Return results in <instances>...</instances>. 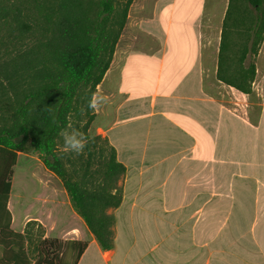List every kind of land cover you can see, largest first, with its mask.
Segmentation results:
<instances>
[{"label":"crops","instance_id":"0c3cea01","mask_svg":"<svg viewBox=\"0 0 264 264\" xmlns=\"http://www.w3.org/2000/svg\"><path fill=\"white\" fill-rule=\"evenodd\" d=\"M154 2L135 11L134 38H120L95 93L104 102L90 134L108 139L126 168L114 248L102 250L45 166L33 195L23 189L19 232L37 221L46 237L87 242L78 264H264V73L249 95L217 79L229 0ZM218 11L212 43L205 20ZM19 198L12 182V223Z\"/></svg>","mask_w":264,"mask_h":264},{"label":"trees","instance_id":"16d2710c","mask_svg":"<svg viewBox=\"0 0 264 264\" xmlns=\"http://www.w3.org/2000/svg\"><path fill=\"white\" fill-rule=\"evenodd\" d=\"M133 2L0 0V264H78L88 245L46 237L37 221L22 232L12 228L13 168L29 149L59 178L102 250L114 248L113 210L122 203L126 168L108 139L90 134L95 111L88 101L110 68ZM263 42L264 0H229L217 79L251 94ZM72 125L87 139L86 166L76 167L75 153L62 150L59 133Z\"/></svg>","mask_w":264,"mask_h":264},{"label":"rangeland","instance_id":"374dc122","mask_svg":"<svg viewBox=\"0 0 264 264\" xmlns=\"http://www.w3.org/2000/svg\"><path fill=\"white\" fill-rule=\"evenodd\" d=\"M146 1V5L148 6H152L154 5V1L156 0H136L135 4H134V8L132 10V16L131 19L129 21V25L127 27V29L124 31L123 36L121 37V41L120 44L121 46H124L126 43L131 42V40L134 38L135 35V11L138 9V7H140L141 5H143V3ZM217 1V0H216ZM150 2L152 4H150ZM124 2L121 4V6H123ZM217 3H214L210 5H208V9L209 10H213L216 11L218 10V7L216 5ZM225 11H221L219 13L215 12L213 16H207L206 20L208 23H212V25L214 26L212 29L213 31H217L215 33H210V35L208 36V41L209 42H215L216 39H218L220 37V34L218 32L219 26L221 25V19L224 16ZM120 48V47H119ZM257 68L260 71V76L263 75L264 73V50L262 51V54L259 56L258 60H257ZM262 90H263V86L260 88L259 91V95L258 97H256V101L255 103H259L260 98H261V94H262ZM233 99H235L236 101H238L239 103H243L246 104L248 102V99L246 97H236L235 93H230L227 94L226 96V100L229 99V97H232ZM239 96V95H238ZM73 124V123H72ZM72 129H76L74 128V126L72 125L70 130ZM69 130V131H70ZM81 132V131H79ZM90 132V130H89ZM82 133V132H81ZM21 141V140H20ZM19 141V142H20ZM100 147L97 148L96 154L93 157V159L90 160V167L92 170L96 169L99 165V163L97 162L100 158L101 153H100ZM105 156H107V154H104ZM75 157H77V161L78 164L76 165V167H79L80 164L86 166L87 162H89L88 160L90 159V157L88 156V153L83 151L80 154H76L75 153ZM43 162L42 159L40 157V155L37 152L32 151L31 149L24 151V152H19L18 153V160H17V164L16 166L13 168V175H12V182H13V189L15 194L20 195V198L17 201V205H16V210H15V214L17 216V219L12 223V228L15 231H19L21 230V225L23 223L24 220V215H23V203H22V194H23V189L26 187L28 188L30 186V191L29 193H27L28 197H31L33 195L34 189L38 188V182L40 181V178L42 176V174H45V172L43 171ZM58 178V177H57ZM43 179H48V178H43ZM59 179V178H58Z\"/></svg>","mask_w":264,"mask_h":264},{"label":"clouds","instance_id":"9594fccd","mask_svg":"<svg viewBox=\"0 0 264 264\" xmlns=\"http://www.w3.org/2000/svg\"><path fill=\"white\" fill-rule=\"evenodd\" d=\"M103 102V96L94 94L88 101V107L95 110L97 106ZM59 135L63 139L62 150L65 152H74L76 154H80L87 143V139L83 133L76 129H72L70 131L67 129H61Z\"/></svg>","mask_w":264,"mask_h":264},{"label":"water","instance_id":"95a60500","mask_svg":"<svg viewBox=\"0 0 264 264\" xmlns=\"http://www.w3.org/2000/svg\"><path fill=\"white\" fill-rule=\"evenodd\" d=\"M20 140H22V137H19V138L17 139V142H19Z\"/></svg>","mask_w":264,"mask_h":264}]
</instances>
